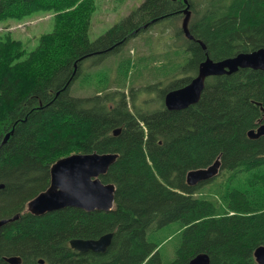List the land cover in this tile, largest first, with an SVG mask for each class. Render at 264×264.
<instances>
[{
  "label": "trees",
  "instance_id": "1",
  "mask_svg": "<svg viewBox=\"0 0 264 264\" xmlns=\"http://www.w3.org/2000/svg\"><path fill=\"white\" fill-rule=\"evenodd\" d=\"M96 6L0 0V23L54 14L53 29L30 51L0 34V219L19 214L0 231V264L13 256L22 264H189L203 252L211 264H259L264 134L249 131L264 123V68L209 76L200 100L184 109L169 110L164 98L208 57L263 50L264 0H143L91 40ZM188 6L192 39L182 26ZM152 31L168 35L166 48L141 54L134 42H149L156 32L144 34ZM94 151L118 153L101 176L116 185L112 210L27 209L49 187L58 159ZM218 157L216 177L188 183L190 170ZM109 232L106 252L70 244Z\"/></svg>",
  "mask_w": 264,
  "mask_h": 264
},
{
  "label": "water",
  "instance_id": "2",
  "mask_svg": "<svg viewBox=\"0 0 264 264\" xmlns=\"http://www.w3.org/2000/svg\"><path fill=\"white\" fill-rule=\"evenodd\" d=\"M187 2V0H185ZM186 16L183 20V29L188 38L193 36L189 30L191 11L189 6L185 8ZM240 67L264 68V49L252 53H241L235 57L215 61L208 57L201 63L197 75L185 86L170 90L166 93L164 101L169 110H180L197 103L206 86L209 76L221 75L237 71ZM119 129L115 130L118 133ZM264 134V123L256 130L249 131V136L258 138ZM6 135L4 141L7 140ZM118 153H73L58 159L50 169L51 182L46 190L32 198L27 209L41 215L49 211L65 208L78 207L87 211L106 210L110 211L115 205L116 185L105 183L101 176L106 174L109 168L116 162ZM221 171L220 157L208 167L190 170L187 181L190 185H197L216 177ZM4 184L0 183V188ZM19 218V214L13 217L0 219V231L8 223ZM114 233L109 232L97 239H72L71 246L80 251L106 252L110 246ZM254 256L259 264H264V244L259 245ZM10 264H22L19 256L7 257ZM45 264V260H40ZM189 264H211L210 255L206 252L199 253L192 258Z\"/></svg>",
  "mask_w": 264,
  "mask_h": 264
},
{
  "label": "rangeland",
  "instance_id": "3",
  "mask_svg": "<svg viewBox=\"0 0 264 264\" xmlns=\"http://www.w3.org/2000/svg\"><path fill=\"white\" fill-rule=\"evenodd\" d=\"M143 0H96V10L92 18V26L89 31L91 40H95L100 35L105 33L113 24L119 22L124 18L133 8L141 4ZM7 26V27H6ZM0 27H5L6 31L10 32L14 38L23 40L28 51L34 49L39 41V36L43 33L49 32L54 27V14L50 11H39L21 20L12 19L6 23H0ZM175 30V29H174ZM169 30L167 34H172ZM156 32L149 42L144 41V36L137 37L135 44H139L140 53L162 51L166 48V43L169 40L168 35L160 33L159 31H152L145 33L148 35ZM139 38V39H138ZM134 40V39H133ZM134 45H130L131 51H137ZM134 48V49H133ZM144 69V68H143ZM78 95L76 92H73ZM167 250L173 256V243H168Z\"/></svg>",
  "mask_w": 264,
  "mask_h": 264
},
{
  "label": "bare ground",
  "instance_id": "4",
  "mask_svg": "<svg viewBox=\"0 0 264 264\" xmlns=\"http://www.w3.org/2000/svg\"><path fill=\"white\" fill-rule=\"evenodd\" d=\"M189 1V0H188ZM86 70V69H85ZM84 73V72H83ZM166 91V90H165ZM144 115V114H143ZM144 117V116H143ZM198 185V184H197ZM115 207V206H114ZM166 228V227H165ZM178 228V227H177ZM157 239H159V238H157ZM161 241V240H160ZM157 242V241H156ZM162 251V250H161Z\"/></svg>",
  "mask_w": 264,
  "mask_h": 264
}]
</instances>
